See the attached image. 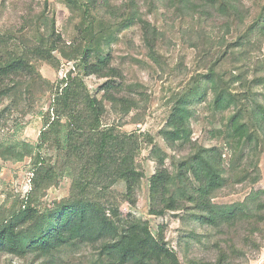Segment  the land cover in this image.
I'll list each match as a JSON object with an SVG mask.
<instances>
[{
  "label": "trees",
  "instance_id": "obj_1",
  "mask_svg": "<svg viewBox=\"0 0 264 264\" xmlns=\"http://www.w3.org/2000/svg\"><path fill=\"white\" fill-rule=\"evenodd\" d=\"M65 1L89 20L71 40L49 0H0V25L15 41L9 59L0 53V133L8 128L0 159L29 158L33 173L29 193L0 204V264H250L264 249V0ZM97 23L113 29L87 42L59 82L42 74L40 61L59 69V54L80 48ZM144 69L161 83L159 102L198 78L196 91L178 92L156 136L123 129L156 99ZM89 76L104 79L95 93ZM203 109L222 124L218 144L194 137ZM37 111L33 142L21 131ZM145 149L155 163L150 214L180 219L183 256L163 230L121 211L137 205ZM64 177L68 198L44 202Z\"/></svg>",
  "mask_w": 264,
  "mask_h": 264
},
{
  "label": "rangeland",
  "instance_id": "obj_2",
  "mask_svg": "<svg viewBox=\"0 0 264 264\" xmlns=\"http://www.w3.org/2000/svg\"><path fill=\"white\" fill-rule=\"evenodd\" d=\"M51 7L54 9L57 15V24L59 29L64 34L67 40H71L76 34L75 24H78L81 28H87L89 26V20L84 16L83 9L80 7L77 11L71 5H69L65 0H49ZM98 24V23H97ZM106 26V27H105ZM113 27L109 26L107 23L98 24L94 30H88L85 33V42L80 45L75 51H66L59 54L62 60V66L59 69H55L46 62L40 61L38 63L39 69L42 74L49 78L53 82H59L63 78L66 72L71 69L74 58L79 56V53L83 46L88 42L93 44L96 42V37L102 35L106 30H112ZM30 35L37 37L38 31H33ZM14 39L11 38V34L0 25V53L5 54L7 59L10 58V54L7 52V49L10 44L14 43ZM96 44V43H95ZM264 54V48H263ZM191 56V55H190ZM264 62V55L262 57ZM148 69L141 71L139 75L154 87L156 91L155 100L153 104L147 109V112L143 118L139 121H134L132 116L134 112L126 118V122L123 126L125 131L131 132L138 130L143 135L150 134L156 136L164 123L166 113L169 112L175 100L177 99L178 92L186 91L187 89L192 88L193 91H196L198 84V78L196 74H192L180 81L177 82L174 92L169 98L164 101L158 100L160 96V81L154 82L151 78ZM86 81L91 88L92 92H97L100 84L104 82V79L97 78L95 76H89L86 78ZM49 106V101L46 100L43 107V112L47 113ZM43 125V117L39 111L29 114L26 117V124L24 129L21 131L23 138L36 142L38 140L40 130ZM8 131L7 127L2 128L0 135L2 136ZM209 131L215 134V138H211ZM208 137L212 143L218 144L223 138L224 131L220 121L213 120L209 117L207 110L203 109L199 112L197 119L194 121V137L202 138ZM45 155L54 159L55 150L53 147H49L44 151ZM149 150L145 149L141 155L139 161L146 171L147 177L143 181L142 190L139 195V199L136 207H132L128 202L122 203L121 211L124 215L132 213L138 218L146 219L151 224V229L154 234L163 230L165 232L166 241L168 245L174 250L178 251L181 256L183 254L180 252V247L178 245L179 239V228L181 225L180 219L174 217L172 214L165 216H156L150 214V195H149V177L155 172V163L148 159ZM0 162L1 159H0ZM3 163V162H2ZM262 170H263V179L259 183L258 187L264 188V158L262 160ZM33 176L30 159L27 158L23 162L13 163V162H4L3 169L0 174V204L9 196L22 194L26 195L31 190V177ZM71 179L69 177H64L61 179V182L58 185L53 186L43 197L44 202H61L68 198L70 194ZM40 194H36V197H39ZM81 258V255L72 254V260H78ZM250 264H264V249L255 254V257L251 259Z\"/></svg>",
  "mask_w": 264,
  "mask_h": 264
}]
</instances>
